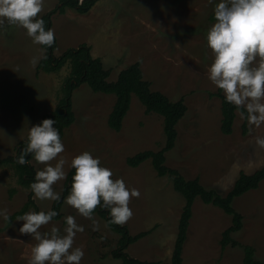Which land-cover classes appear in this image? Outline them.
Returning <instances> with one entry per match:
<instances>
[{
    "label": "rangeland",
    "instance_id": "rangeland-1",
    "mask_svg": "<svg viewBox=\"0 0 264 264\" xmlns=\"http://www.w3.org/2000/svg\"><path fill=\"white\" fill-rule=\"evenodd\" d=\"M219 2L96 0L86 12L67 6L61 12L58 0H44L40 14L54 9L50 29L56 38L55 56L86 42L92 55L101 57L110 69L109 80L139 60L143 77L151 82L152 89L164 92L173 101L182 99L187 109L177 123L173 147L165 152V164L178 169L187 179L198 177L202 185L225 195L240 170L250 173L264 165V148L256 144L257 137H264V124L251 125L236 110L232 132L224 134L220 130V98L208 78L214 57L206 41L207 30L215 23L209 17ZM43 51L22 27L5 22L0 29V158L15 154L20 140L62 95L61 84L69 67L65 64L57 71L37 73V63L34 66L31 61L40 58ZM114 99L113 94L93 91L85 82L73 89L74 120L61 138L64 152L51 163L54 166L64 158L67 176L71 159L87 151L112 171L113 179L122 178L128 189H137L140 195L131 199L133 215L125 225L131 235L150 231L125 250L141 260L172 264L171 252L184 197L174 189L169 176L157 173L150 158L136 166L126 161L138 151L158 150L165 144L162 116L147 113L132 94L122 126L115 130L107 125L106 117ZM31 162L35 171L45 167L35 160ZM65 180L53 186L60 195ZM30 191V187L19 182L11 165L0 164V211L6 209L9 216L20 209ZM69 192L70 189L61 204L62 216L40 231L50 232L55 226L63 234L65 217L71 215L84 229L76 234L73 244V248L84 251L80 264H122L121 259L112 257L119 234L98 213L85 218L67 205ZM32 199L38 212L49 210L53 203L36 198L34 193ZM232 205L242 214L241 229L231 233L238 245L229 243L222 248V231L231 224L232 216L198 197L194 199L181 251L182 264H243L245 244L252 246L256 260L264 262V179L256 188L234 198ZM29 211L36 208L30 206L23 214ZM22 224L17 217L5 221L0 216V264H28L36 241L20 234Z\"/></svg>",
    "mask_w": 264,
    "mask_h": 264
},
{
    "label": "clouds",
    "instance_id": "clouds-1",
    "mask_svg": "<svg viewBox=\"0 0 264 264\" xmlns=\"http://www.w3.org/2000/svg\"><path fill=\"white\" fill-rule=\"evenodd\" d=\"M208 2L211 4L213 0ZM43 5L44 0H0V29L5 22L22 27L33 43L51 47L55 42L54 31L46 30L45 21L38 18ZM214 19L206 32L207 46L214 57L208 78L223 91L226 101L237 108L241 119L260 127L264 124V0H220L214 8ZM38 59L31 61L34 66ZM55 123L53 119H44L32 126L27 146L17 158V163L26 164L29 163L26 156L30 154L45 165L36 171L30 185L40 200L59 201L61 196L53 186L66 178L67 161L60 158L54 166L51 163L64 152ZM256 144L264 148V137H257ZM71 167L75 174L65 199L67 205L89 219L97 207L109 210L111 223L123 225L131 219L129 203L133 197H139L137 189H128L122 178L113 179L112 171L101 166L99 158L87 151L74 156ZM57 215L53 210L29 211L17 217V221H23L20 234L30 235L36 241L28 264H80L84 251L73 248V244L76 234L84 229L75 217H65L63 234L55 226L50 232L40 231ZM0 216L10 220L6 209L0 211Z\"/></svg>",
    "mask_w": 264,
    "mask_h": 264
},
{
    "label": "trees",
    "instance_id": "trees-1",
    "mask_svg": "<svg viewBox=\"0 0 264 264\" xmlns=\"http://www.w3.org/2000/svg\"><path fill=\"white\" fill-rule=\"evenodd\" d=\"M58 2L59 11L61 12L66 6L75 8L78 12H86L96 0H58ZM53 10L54 9L44 12L38 16V18L45 21L46 30L51 28V14ZM209 18L214 20V12ZM55 46L56 38L51 47L41 45L44 51L36 65L37 73L40 71L46 73L57 71L65 64L69 67V72L68 76L61 84L62 95L58 98L56 104L50 111L41 115L40 120H38V125L44 119L55 120L56 123L54 127L57 128L60 138H62L64 129L74 120V113L71 108L72 91L78 84L85 82L93 91L114 95V103L108 116H106L107 125L115 130H119L122 126L123 117L129 109L131 95L135 94L143 104L147 113L155 112L162 116L165 144L158 150L145 149L138 151L128 156L126 161L129 165L136 166L140 162L150 158L157 173L159 175L169 176L172 180L174 189L184 197V204L178 219L177 234L171 252L172 264H182L181 251L183 250V244L187 237V228L189 219L192 215L193 201L196 197L200 198L205 203L220 207L232 216L231 224L222 231L221 246L223 248L229 243L238 245V242L231 237V233L241 229L242 214L235 210L232 201L247 190L256 188L259 185L260 181L264 179V165L250 173L240 170L238 177L225 195L219 193L215 188L205 187L201 184L198 177L191 179L185 178L178 169L165 164V152L173 147L177 138V123L187 109L184 101L182 99L173 101L164 92L152 89L151 82L143 77L139 60L122 68L114 80H109L110 69L104 66L101 57L92 55L90 46L86 42H81L77 46H70L58 56H55L53 53ZM215 94L220 98V130L224 134H230L232 132L237 108L226 101L225 95L221 89L217 88ZM245 115L247 114L245 113ZM242 126L243 132H245L246 122H244ZM27 136L20 140L14 155L0 158V164L11 165L18 175L19 182L24 186L30 187L31 183L34 182L36 173L31 162V160H35L34 157L29 154L26 156L29 163H17V158L21 154L22 149L27 146ZM74 174L75 169L71 167L67 173L63 191L60 195L61 199L59 201H53L51 208L47 210H53L58 213L53 219H59L62 216L61 204L71 187ZM32 194L33 192L31 190L27 201L22 207L9 215V221L21 216L30 206L35 207L38 212L37 206L32 199ZM93 213L101 215L109 228L119 234L117 246L112 250L113 258L121 259L122 264H155L154 261L141 260L130 256L125 250L128 244L147 234L150 229L142 230L131 235L125 224L118 225L110 222L111 218L108 209L97 207ZM242 250L244 252L243 264H264L263 261L254 258V249H252L251 245H243Z\"/></svg>",
    "mask_w": 264,
    "mask_h": 264
}]
</instances>
